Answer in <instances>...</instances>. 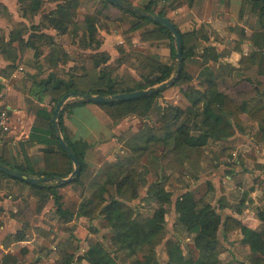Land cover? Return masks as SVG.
Masks as SVG:
<instances>
[{
    "label": "crops",
    "instance_id": "0c3cea01",
    "mask_svg": "<svg viewBox=\"0 0 264 264\" xmlns=\"http://www.w3.org/2000/svg\"><path fill=\"white\" fill-rule=\"evenodd\" d=\"M64 1L40 0V6L33 13V10L31 11L28 8L31 0H28L25 6H22L19 0H0V108L4 107L8 110L12 121L11 133L5 139L0 140V164L9 169H25L28 171L25 174L28 175H31V172L34 174L41 173L45 169L42 152L45 146L36 143L30 144L28 137L33 128L45 129L48 127V120L43 116H38L37 111L43 109L45 112H50L54 104L53 99L43 92L42 86H37L39 81L53 76L65 81L73 79L74 84H78L80 88H92L95 87V84L104 86L109 82H112L114 86L123 85L120 80L124 72L120 75L119 69L117 70L110 64L115 57L117 60L120 59L119 54H122L123 60L127 63H129L127 58L132 61V59L143 55L144 58L161 65H174L170 80L177 71V61L175 59L176 62H173L171 58L170 40L167 36L158 32L156 25L153 24L154 22L144 23L140 29L132 31L130 21L117 19L118 21L115 23L119 22V24L110 26V22L102 14L96 24L97 39L101 42L100 47L95 50L83 48L81 23L87 16L99 12L97 0H91L95 3V8L91 10L88 7L89 11L85 13L87 16L81 21L76 18L77 8L79 7L77 5L74 18L78 27L76 34L70 33L71 26L67 33L59 34L50 27L45 17ZM123 1L128 2V5L132 7L141 9L149 0ZM155 2L154 14L159 11L164 12L165 18L169 19L179 33L184 36L185 45L188 48L193 47L192 56L182 62V69L192 78L191 82L193 79H197L200 71L206 66L209 67V64L213 65L214 68L210 69L215 74L220 73L221 68L224 67L225 69V66H227L239 74V79L235 83L238 91L243 92L244 87H248L244 80L250 79L251 84H254V92H257L256 80H262L264 77L257 76L254 67L240 65L239 63L243 56H250L256 50L250 38L254 32L259 30V24L257 10L251 2L244 0H155ZM24 9L28 13L25 17L23 16ZM241 10H243V15L240 19ZM100 22H108V26L105 24L108 29L99 28ZM20 27L24 28L22 43L19 42L17 34H15ZM40 34L47 35L51 39L48 42L36 40L31 43L33 40L31 36ZM161 43L162 45L166 43L163 48ZM126 45L129 48H126ZM3 47H5L4 53L2 51ZM209 47L215 50L218 57L217 61H208L207 65L204 63L203 57ZM118 48L122 50V53L119 52ZM97 53L108 55L107 62L98 67L94 65L95 59H93V55ZM194 62L196 65L192 66ZM120 64L122 65L121 62ZM122 69L121 67L120 70L122 71ZM125 69H127V75L123 79L127 84L126 86H131L133 81L135 83L142 82L138 73L128 67ZM82 82H85L82 85L83 87L80 85ZM198 84L199 81L197 86ZM169 88H172L171 85L167 86L158 98L160 107H163L160 103L162 94L169 91ZM250 88L253 89V85ZM181 95L183 96L182 92ZM256 96L252 97L253 105L257 101L255 98L264 101L262 91ZM67 103L70 106L64 113L61 127L62 134L67 141L77 145L82 151L84 170L78 184H58L59 187L56 188V192L61 197V203L64 207H68L66 202L72 198L75 199L77 204L73 210L68 208L72 214L67 221L57 212V205L50 196L47 194L42 197L36 195L30 184L7 177V175L0 172V264H4L3 260L7 256L15 258V264H59L61 250H67L73 256L74 261L72 264H74L75 259L81 256L91 245H88V243L83 245L85 237H92L90 234L87 235L86 230L83 231V227H86L85 224L88 222H91L90 226L94 225L92 224L93 220L90 221L88 217L78 216L76 213L82 198L92 199V186H90L89 194H86L84 186L81 187L82 177L88 176V183L90 184L91 179L105 163L121 176H131L129 174H133V171L122 175L129 164L133 162L137 167L141 163V158L146 157L147 160H150V153H152L149 149L138 155L133 151L131 138L146 127L152 129V134L157 139L163 137L160 123L156 122L152 116L149 119H140L134 115H129L114 122L108 116L107 111L97 104H81L77 103L76 100ZM189 106L190 103L188 102L185 108L176 107L185 110ZM240 120L242 134H245L246 127L250 126L252 136H254L257 132V123L252 121L247 114L240 115ZM157 130L162 134L161 137L155 135L154 132ZM248 136L251 139V135ZM210 141L207 144L213 143V141ZM261 143L262 145L255 153H260V157L263 158L264 139ZM156 144L162 143L160 141L152 142L149 148L151 145ZM152 157H154L152 160L157 163L156 158L158 156L155 157L154 154ZM262 158H258L257 163L263 165L261 172L263 178L264 158ZM236 168L235 171L238 172V167ZM259 173L253 171L252 174L255 177ZM161 174V178L164 175L165 178L169 175L166 174L165 169L162 170ZM237 176L240 177V173ZM241 177L248 179L247 174L241 173ZM225 178L230 181L228 176ZM207 179L214 183L215 192L213 190L212 192L214 194L219 193L216 204L211 205L217 208L220 216H224L223 219L231 216L250 229L255 230L259 227L260 222L257 214L252 212L250 208L246 209V201L240 206H235L238 203L235 204L228 199L230 188L227 184H224L225 191L221 192L219 184L217 186L215 184L216 180L213 178V174L205 180ZM44 183L52 185L57 182L48 181ZM260 183L263 184L264 182L260 181ZM148 187L145 189H148ZM108 189L110 194H113V188L108 187ZM258 189L256 186L250 188L247 192L241 189L243 193L241 201L246 200L249 195L250 199H258L260 197ZM186 191H191V189ZM221 197H225V204L221 209H218V199ZM98 219L102 218L99 217ZM71 231L78 239L82 236L78 234L86 232L84 236H87L80 239L81 241L74 239L76 244L82 245L80 252L68 250V248L61 245L66 238L65 232L69 234ZM219 232L222 234L221 230ZM242 237V233L238 230L228 234L225 240L235 241L234 245L240 246L249 255L250 260L249 247L242 242ZM36 243L40 247L37 250H35ZM85 246L87 247L85 248ZM74 250H78V248H74ZM82 263L86 264L85 262Z\"/></svg>",
    "mask_w": 264,
    "mask_h": 264
},
{
    "label": "trees",
    "instance_id": "16d2710c",
    "mask_svg": "<svg viewBox=\"0 0 264 264\" xmlns=\"http://www.w3.org/2000/svg\"><path fill=\"white\" fill-rule=\"evenodd\" d=\"M27 1L19 0L22 6H25ZM101 1L127 14L132 19L130 20V29L132 31L140 29L144 23H153L133 11L122 10L107 0ZM244 1L251 2L255 10H257L259 30L254 32L250 38L256 50L250 56H243L239 63L240 65L254 67L256 75L264 77V0ZM102 3H100L101 7L97 14L87 16L81 23V43L85 49L91 48L95 50L100 47L101 42L97 39V21L102 14L107 19L110 18V15L108 14V16L104 12L103 8L105 4ZM126 3L129 4L128 2ZM77 5V0H65L63 3L58 4L45 17L50 27L59 34H65L71 26L70 33L76 34L78 27L74 18ZM155 5V0H149L141 10L153 15ZM39 6L40 0H31L30 7L28 8L31 11L33 10L34 13ZM27 15L28 13L24 9L23 16L25 17ZM157 15L165 17V13L162 11H159ZM242 15L243 10L240 11V19ZM153 24L156 25L159 33L167 36L170 40L171 58L175 60L174 39L172 35L164 27L155 23ZM23 29V27H20L16 33L14 32L17 34L18 40L21 43L23 42ZM180 36L182 59L184 61L189 56H192L193 47L188 48L183 41L184 36L181 34ZM31 38L33 39L31 43H34L36 40L48 42L51 39L44 34L31 36ZM2 51L3 53L5 52V47H3ZM121 51L119 49L120 53H122ZM217 57L215 50L209 47L203 57L204 63L207 64L208 61L215 62L217 61ZM138 58H143L145 63L144 67L149 71L146 74L142 70L137 71L142 82L135 83L133 81L131 86H122L119 84L118 86H114L112 82H109L104 86L102 84H98L100 86L95 84V87L92 88H80L78 84H74L73 79L65 81L53 76H49L46 80L38 82L37 86H42L43 92L47 93L53 99L54 104L50 112H45L43 109L37 111L38 116H43L48 120V127L45 129L33 128L28 137L30 144L36 143L45 146V149L42 151L45 169L41 173L36 174L29 172L32 176L34 175L49 180L65 178L73 169L69 157L59 146L51 126V116L54 107L62 96L71 91H78L85 94L109 97L115 94L130 93L146 88L151 89L156 85L170 80L174 65H161L144 58L143 55L138 56ZM93 59H95L94 65L98 67L107 62L108 55L105 53H97L93 55ZM217 75L218 73L215 74L206 66L198 75L199 84L197 87L187 85V88H182V82L190 83L192 78L183 69L181 70L179 77L175 80V84H173L181 87L180 90L183 96L190 103V106L185 110L172 105L160 107L158 98L161 96L162 91L133 100L99 103L97 105L105 109L110 119L114 122L129 115H134L140 119L154 117L155 121L160 123V130L162 131L163 137L157 139L152 134V129L146 127L139 134L131 138L130 142H132L133 151L138 155L142 154L149 150V145L152 142L160 141L163 145L162 149L165 151L164 153L170 159L179 160V164L184 169L185 165H187L186 169L189 171L188 176L195 179L200 171L198 158L200 149L206 146L209 140L219 142L231 137L233 127L241 130L242 123L240 115L247 114L252 121L257 123V132L254 135V139L258 142L264 139V101L255 98L257 101L252 107L249 108L248 104L254 98L253 96H256L260 91L264 93V79L256 80V93L254 92V84H251L250 79L244 80V83L249 89L248 87H244L245 90L243 92L234 89L233 92L224 93L218 89ZM83 83L85 82H82L80 85L82 86ZM252 85L253 89L250 88ZM232 94H239L240 97L235 98ZM76 102L86 104V102L81 100H76ZM69 106V103L65 104L58 117V126L61 133L64 113ZM62 136L79 160L80 173L70 183L78 184L81 181L80 178L84 170L83 154L77 145L67 141L63 134ZM191 153L194 154L193 159L195 161L193 162L189 161V154ZM162 155L157 157L159 161L162 160ZM17 170L22 173H28L25 169L17 168ZM134 176L135 174L133 172ZM90 184L92 186V199L82 198L76 213L78 216L88 217L90 221L99 217L104 219L114 231L113 236L110 238L112 245L119 251H122L127 259H131L129 264H224L219 258L221 248L218 240V232L220 230L223 234V240L226 239L228 234L239 230L243 235L242 242L249 247L251 254L250 264H264V209L257 212L260 225L257 229L253 230L244 226L240 221L231 216H227L222 220L215 206L204 202L201 198L197 199L192 191L182 193L173 203L176 225L183 233L191 237V248L197 255L195 257L192 254V250L190 253L185 254L179 243L167 240L165 244L166 256L163 263H160L155 260V247L162 238L160 226H163L165 223L166 206L171 204L172 192L168 191L161 182H153L150 184L148 187V196L153 199L157 207L151 216L142 217L134 208L128 205L129 201L136 199L138 195L137 188L133 185L130 176H121L116 170H113L111 166L105 163L98 170L94 178L91 179ZM30 186L35 190L36 195L42 197L44 194H47L50 196L57 205V212L62 218L68 221L72 212L61 203V197L56 192V188L59 187L58 183L52 185L38 183ZM108 187L113 188V194H110ZM218 203V209H221L225 204V199L223 197L219 198ZM235 209L238 210L237 208ZM73 261V256L67 250H61L59 264H72ZM75 261L78 263L85 262L86 264H117L119 260L101 242H95L81 256H78ZM3 262L4 264H15L16 259L7 256Z\"/></svg>",
    "mask_w": 264,
    "mask_h": 264
},
{
    "label": "rangeland",
    "instance_id": "374dc122",
    "mask_svg": "<svg viewBox=\"0 0 264 264\" xmlns=\"http://www.w3.org/2000/svg\"><path fill=\"white\" fill-rule=\"evenodd\" d=\"M78 1V0H77ZM96 1V0H95ZM85 2V3H84ZM99 4L100 3L105 4V7L103 8L104 12L110 15V18L106 19L109 23V25L117 26L118 20H126L130 21L132 20L129 16H126L123 12L118 10L117 8L112 7L111 5L106 4L104 1L97 0ZM79 7L77 8L76 12V18L81 21L84 17L87 15L85 14L89 10L88 7L93 10L95 8V3H93L91 0H80L78 1ZM141 10V9H140ZM107 23L100 22L99 28L108 29L105 24ZM108 26V25H107ZM121 26V25H120ZM119 26V27H120ZM128 25L126 24V27ZM166 42V41H165ZM166 43H163V45ZM162 45V43H161ZM162 45V48H163ZM174 45V44H173ZM126 48H129L126 45ZM231 49V46H230ZM120 59H115L110 63L113 67L119 69L120 75L124 72L123 77L121 78L120 82L123 83L122 86L127 85L124 82V79L127 75V69L126 67L132 69L135 73L137 71H143L145 74L149 71L145 69L143 58H134L132 61L128 59L129 63L125 62L123 60L122 54H119ZM122 65L120 64V62ZM176 62L175 60H173ZM196 63L194 62L192 66H195ZM123 68L122 71L120 68ZM209 70H212L210 68H214L212 64H209ZM221 68V67H220ZM219 68V71H220ZM125 69V71H124ZM139 69V70H138ZM57 71V70H56ZM139 76V74H138ZM179 77V76H178ZM177 77V78H178ZM176 78V79H177ZM175 79V80H176ZM239 79V74L237 71L230 69V67L225 66L221 68V72L217 75V84L218 89L222 92H233L234 89H236V82ZM199 79H193L191 83L189 82H182V88H187V85L197 86V82ZM141 82V81H139ZM175 82V81H174ZM175 84V83H174ZM171 85V89L169 88V91L165 92V94H162V97L160 99V103L163 107L168 105H176L182 108H185L188 105L187 100L181 95V89L178 85ZM156 87V86H155ZM154 88V87H153ZM235 98L240 97L239 94H232ZM238 99V98H237ZM253 105L252 100L249 102V106ZM242 129H236L235 127L232 128V136L227 138L225 141H219V142H211L208 143L205 147L200 149V154L198 155L199 158V165H200V171L197 175V177L194 179L193 177L188 176V170L186 169L187 165H185V169L182 165L179 164V160L170 159V157L164 153L162 144H156L150 146L151 158L150 160L145 157L140 159V165L135 167V164L131 162L126 170L123 171V174H129L132 171L134 172L135 176L133 177V174L131 175V181L134 186L137 188V198L129 201L128 205H130L132 208H134L140 216L142 217H149L155 210L156 203L153 201V199L148 196V189H145L147 186L152 184L153 182H161L164 187L172 192V199L171 204L167 205V213L165 214V223L163 226H160L161 229V241L156 245L155 247V260L157 262L163 263V260L165 259V244L167 240H171L173 242L179 243L183 253L187 254L190 253L192 250V242L191 237H188L185 233L181 231L179 227L176 225V215L174 212V201L175 199L184 193L186 190L191 189L194 196L197 199H203L204 202L210 203V204H216L217 196L218 194H214L212 190L214 191V183L210 181V179L205 180L207 177L211 176L213 174V178L216 180V186H219V189L221 192L225 191L224 184H227L230 188V193L228 195V199L236 204L235 206H240L244 201H246V209L250 208L252 212L257 214V211L260 210V208L264 209V177H261L262 172V166L261 164L257 163L258 158L260 157V153H255L256 150L259 149V147L262 145L261 141H256L254 139V136H252V128L248 126L246 127L245 134H242ZM157 137H161V133L159 130L154 132ZM195 135V134H194ZM248 135H251V139ZM253 139V140H252ZM155 154L156 156H160L163 154L162 160L159 161L158 158H156L157 163L152 160V155ZM234 154V155H233ZM193 153L189 154V161L193 162L195 159H193ZM264 156V155H263ZM196 157V155H195ZM197 158V157H196ZM264 158V157H263ZM262 158V159H263ZM149 161V162H148ZM238 167V172L235 170ZM165 169L166 174H169L166 178L165 175L163 178L162 176V170ZM191 169V168H190ZM193 170V169H192ZM161 171V173H160ZM187 171V173H186ZM253 171L260 172L258 175L256 174L255 177L252 174ZM240 173V177L237 175ZM241 173L247 174V178L241 177ZM191 174V173H190ZM264 175V173H263ZM228 176L230 178V181H228L225 177ZM262 178V179H261ZM81 187L84 186V190L86 191V194H89L90 192V186L91 184L88 183V176L82 177ZM134 180V182H133ZM93 181V180H92ZM262 181L263 184L260 183ZM246 186V187H244ZM259 188L258 195L260 196L258 199L255 200L250 199L247 197L246 200H242V191L247 192L250 188L254 187ZM217 190V188H215ZM242 189V191H241ZM81 190V189H80ZM215 192V191H214ZM258 197V196H257ZM86 198V197H85ZM225 198V197H224ZM241 201V202H240ZM67 208L73 210L76 206L75 199H69L67 202ZM222 220H224V216L222 215ZM91 223V222H90ZM89 222L85 224L86 227H83V231L86 230L87 235H92L91 238H88L84 236L86 232H83L82 234H78L80 239H83L84 237V243L92 244L94 242H101L111 253L119 260L117 261V264H129L131 259H127L122 251H119L115 246L112 245L110 238L113 236L114 231L109 226L107 222L104 221V219H98L95 218L92 221L93 226H90ZM72 225V224H71ZM70 226V225H68ZM62 229V228H61ZM66 233V238L62 241L61 245L65 248L71 249L72 251H79L82 249V245H78L74 242V239H77L78 241H81L77 238V236L72 233V231L68 234ZM70 236V238H68ZM65 237V236H64ZM218 240L220 244V250L221 253L219 255V258L222 263L224 264H239L240 262H244L249 264V255H247L242 248L239 246H235V241H228V240H222V234L221 232H218ZM87 245V246H88ZM85 246V248L87 247ZM40 247L35 244V250L39 249ZM74 248H78V250H74ZM192 254L196 257V252L192 250ZM74 264H84V263H78L74 262Z\"/></svg>",
    "mask_w": 264,
    "mask_h": 264
},
{
    "label": "water",
    "instance_id": "95a60500",
    "mask_svg": "<svg viewBox=\"0 0 264 264\" xmlns=\"http://www.w3.org/2000/svg\"><path fill=\"white\" fill-rule=\"evenodd\" d=\"M107 1L119 8L132 10L139 16L146 18L150 20L151 22H154L155 24L164 27L167 31L170 32V34L172 35L174 39L175 59L178 65L175 76L171 80L163 84H160L154 88H151V89H143V90H138V91H134L130 93H120V94L111 95L109 97L85 94V93L78 92V91L68 92L67 94L62 96L60 100L56 103L52 116H51V126L53 128L54 136L58 140L59 146L64 151V153L69 157L72 163L73 169L71 173L65 178H54L53 180H49V179L42 178V177L31 176V175L22 173L16 169H9L5 167L4 165L0 164V172H2L3 174L13 179L20 180L24 183L30 184V185H35L38 183H44L48 181H55L60 185L71 183L73 180H75L78 177L80 173V164H79V160L77 156L75 155L73 150L70 148V146L67 144V142L64 140L62 133L60 131V128L58 126L59 114L67 102L72 101V100H81L86 103L99 104V103H111V102L122 101V100H133L135 98L157 94L163 91L167 86L172 85L175 79L179 76L181 69H182V62H183L182 49H181V36L178 30L176 29V27L173 25V23L165 17H161L157 14L150 15L143 10L132 7L128 5L127 3H125L123 0H107Z\"/></svg>",
    "mask_w": 264,
    "mask_h": 264
},
{
    "label": "built area",
    "instance_id": "2783aa9c",
    "mask_svg": "<svg viewBox=\"0 0 264 264\" xmlns=\"http://www.w3.org/2000/svg\"><path fill=\"white\" fill-rule=\"evenodd\" d=\"M12 121L6 108H0V140L11 133Z\"/></svg>",
    "mask_w": 264,
    "mask_h": 264
}]
</instances>
